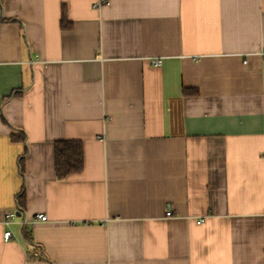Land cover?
Listing matches in <instances>:
<instances>
[{
  "label": "crops",
  "instance_id": "1",
  "mask_svg": "<svg viewBox=\"0 0 264 264\" xmlns=\"http://www.w3.org/2000/svg\"><path fill=\"white\" fill-rule=\"evenodd\" d=\"M263 48L264 0H0V264H264Z\"/></svg>",
  "mask_w": 264,
  "mask_h": 264
},
{
  "label": "trees",
  "instance_id": "2",
  "mask_svg": "<svg viewBox=\"0 0 264 264\" xmlns=\"http://www.w3.org/2000/svg\"><path fill=\"white\" fill-rule=\"evenodd\" d=\"M61 23L62 27L69 28L72 27V24L69 23L68 19L66 18V11L63 7L62 14H61ZM21 90H17L14 92L15 95H20ZM19 133L18 135H16ZM17 133H13L11 138L14 141L26 140V134L22 130H18ZM55 151V166H56V177L59 180H63V178L67 177L70 174H74L77 172H81L84 169V150H83V143L81 140H62L57 141L54 147ZM27 155V151L23 154L20 159V166H21V173L24 175L25 173V156ZM26 206V195L24 188L20 191L17 199V210L19 214L24 213ZM31 255V254H30ZM32 258V256H30ZM33 259V258H32Z\"/></svg>",
  "mask_w": 264,
  "mask_h": 264
},
{
  "label": "built area",
  "instance_id": "3",
  "mask_svg": "<svg viewBox=\"0 0 264 264\" xmlns=\"http://www.w3.org/2000/svg\"><path fill=\"white\" fill-rule=\"evenodd\" d=\"M100 5H101L100 3H97V4H96V6H100ZM259 56H260V58H262V60H263V62H264V48L259 52ZM153 62H154V64L157 65V66L161 65V63H162V61H160L159 59H154ZM245 63H247V60H245ZM167 214L170 215L171 212L169 211V212H167ZM14 217H15V214H14V213H9V214H7V216H6V222H7V223L10 222ZM36 218H37V219L45 220L47 217H46V215L40 213V214H37V215H36ZM200 221H201V220H200ZM11 236H12V232H11V230H6V232L4 233V239L11 238ZM34 255H35V257H36V256L39 257V256H40V253H38V252L36 251V252H34Z\"/></svg>",
  "mask_w": 264,
  "mask_h": 264
}]
</instances>
